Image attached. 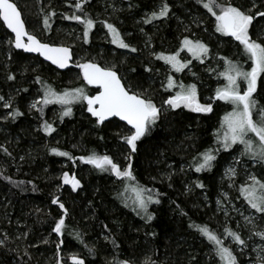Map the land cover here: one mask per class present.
I'll return each mask as SVG.
<instances>
[{
	"label": "rangeland",
	"instance_id": "1",
	"mask_svg": "<svg viewBox=\"0 0 264 264\" xmlns=\"http://www.w3.org/2000/svg\"><path fill=\"white\" fill-rule=\"evenodd\" d=\"M12 1L16 3L21 10L30 33L34 34L45 43L69 47L73 51L74 56L73 67L67 70L68 73L66 77L60 79V75L56 73L52 82L42 78L40 79L42 83H37L35 76L30 78V80H26L24 89H27L26 92L30 91V93H32L26 105L25 113L30 119H40L38 116L40 112L30 108V105L37 100H42V89L45 84L50 85L52 89L57 92L83 88L85 93L92 96L91 87L84 81L81 70L76 67V64L85 62H95L102 67L115 66V70L121 67L125 69V65H127L126 68H129V70H126L122 74L123 82L134 91L144 92L147 90L146 94L152 98L157 106H160L165 99L174 95L175 92L179 90L178 88H173L171 91L164 90L162 82L163 84L167 83V76L171 75L177 84L183 83L189 85L194 83L197 86L199 102L201 104H212L213 111L208 114H202L191 112L184 108L176 110L168 109L157 121L156 125L152 127L151 131L137 142V152L135 153H131V150L122 139L129 131V128L124 124V127L122 126L119 130L116 129L115 132V136H118V142L123 145H116L113 153H109V149L107 145H105L106 140H101L100 146L103 155H108L113 158L114 162H118L122 168L129 163L125 157L128 155L132 156V171L136 177V181L121 182L114 175L110 174V172L100 171L92 165L87 164V176L85 175V179L83 180H91L95 177L96 182H98L99 179L103 177V180L112 184V194L110 193L112 199L117 201L118 207L122 208V214L119 220L113 219L111 225L104 226L103 228L96 227V232L91 229L95 219L91 212V201L92 198L96 197L99 189L97 190L96 186H94L93 193L91 192L92 196L88 197L83 187L85 182L82 186V180H80V178L78 179L81 186L76 191L72 192L82 193L81 197L85 200L84 207L88 210V214L80 218L77 217L74 220V224L64 229L62 236H58L52 230H46L40 221L30 219L27 206L11 203V201L9 202L7 200V195L2 194L0 197V241L3 242V246H0V248H2L0 255L3 257L1 259L0 256V264H56L57 259H59L60 264H73V256L84 260V264H123V262H130V264H150V262H152V245L149 242V235L152 236L154 232L151 227L153 221H155L156 217L160 214L167 212L171 213L170 216L172 218L175 216L178 217L180 209L183 208L182 202L186 204L185 206L188 209L194 211L198 209L207 210L206 213L209 215L208 218L200 217L198 219L202 221V223L194 222V227L190 228L188 226L187 228V233L196 241V244H192V246L197 255L201 257L199 262L193 263L190 261L192 259L191 256H189L187 257V264L188 262L190 264H222L219 256L215 254L212 244L196 230L195 226L198 225H206L211 231L219 235L224 241V246L230 248L237 257L238 264H259V261L264 259V241L252 235V233L253 231L264 230V218H262V214L255 212V210L249 207L240 194L239 189L246 183H251L249 179L250 175H255L257 179L264 181V165L252 160L248 155H241L243 152V145L236 144L225 151L217 142L216 138V133L221 131V120L227 112L232 111L231 104L214 99L216 89L223 87L227 83L224 77L220 75V73L225 70V60H231L244 71L251 70L252 62L244 52L243 46L240 45L239 41H236L230 36H224L216 32L214 16L208 13L207 10L202 7V4L197 3L195 0L194 2L192 0H154L150 9L143 11L142 8L139 9L140 7L135 6V3H142L143 0H90V3L85 5V11L96 23L89 33V42L87 44L83 42V25L72 20L63 19L64 15H72L73 12H75V0ZM165 2L170 7L168 17L153 20L151 23H144V20L147 19L153 11H159L160 6ZM204 2H207V0H204ZM217 3L224 6L231 3L234 6H241L245 9L252 8L253 3H255L256 7L252 8L253 12L264 11V0H217ZM179 4L183 8L181 11L176 10V5ZM215 10L219 12V8ZM53 11H55L56 15L50 16L49 23L51 28L45 30L43 20L45 16H49ZM76 14L82 15V13ZM170 20H172L174 24L173 36L170 40H167L164 46L161 45L159 49L157 47L158 45H155V42L160 41L159 32L165 29L163 25H167ZM100 21L113 23L120 31L125 42L131 47H135L137 51L130 52L128 49L118 48L113 44L111 42V36L108 35L107 29L103 27ZM164 22L166 23L164 24ZM0 23L2 24V26L0 25V49L4 47L3 51H5V48L11 47V49L17 50L14 47L12 36L6 30L2 21H0ZM141 29H143V31H141ZM249 35L250 38L257 43H264V17L259 15L254 17L252 25L249 27ZM185 37L192 41L199 40L208 47V55L202 57L203 63H201L199 59H194L187 49L181 51V42ZM10 40L12 43H9ZM178 51L180 53L179 59L182 62L191 61L188 67L182 72H175L171 69L170 65L165 64L163 60L156 59L157 54L163 53L167 56ZM9 60L10 57L8 55V61ZM8 66H6V68H9ZM28 66L27 64V66L19 70L17 74L25 76L29 69ZM32 67L35 71L41 70L37 62H35ZM134 67H136L135 71L131 70V68L134 69ZM146 68H151L152 71H145ZM9 70L10 69H8V72ZM142 70H144V77H142ZM193 73L195 75H193ZM143 78L146 79L147 82H143ZM11 81L13 82L14 80ZM0 82H3L1 77ZM238 83L241 92H243V90L246 89L245 82L238 80ZM263 86L264 74H262L260 80H258L257 92L254 93V98L258 101V106H264ZM2 91L4 90L0 87V96H4ZM5 95H7V93ZM8 95L10 96L7 97L5 101L11 98L13 105L14 98H12V94L8 92ZM79 103H83V101L73 104L77 105ZM3 104L4 101H0V130L7 132L4 122L13 121L11 119V112L13 109L4 108ZM41 106V104H37V108ZM44 107L46 106H43V108ZM61 112L62 109L59 106H55L49 111L46 117L47 123H51L55 128V131L51 134H46L42 127L46 122V118L44 121H39V124L36 123L32 125V129L35 133L44 135L47 140L52 135H57L61 127L66 121H69L72 116V114L70 117L65 116L63 120H61ZM74 112L80 116L88 114L89 117L93 119L87 110L78 108ZM189 114L195 115L194 122L188 125V127L192 128V132H188L187 134L185 130L180 134H175L174 131L170 129V131H168L167 129L164 139L167 142L165 145L167 146V150L173 149V152L176 153L182 146L188 149L192 142H197L201 140V138L204 140L207 139L208 144L195 151L191 157L189 156L190 158L186 156L180 158L179 163L171 159H166V157L160 160L154 158L153 164L156 166L155 171L146 170L145 173L144 170H142L143 173L140 174L141 171L138 172L135 162L137 156L142 151V144L146 140L152 139L157 129L159 131L160 129L162 130L163 124L165 123L164 119L167 117L174 115L188 118ZM211 115L213 116L211 117ZM5 117H7V119ZM204 117L213 119L215 125L211 128L208 138L200 136L197 139V133H193V131L197 130V128L204 123ZM258 118L259 117L254 112V119ZM103 125L104 124H100L98 126L101 127ZM98 126L96 125L95 128ZM95 135V133H92V138H94ZM253 139L255 138L253 137ZM164 140H162V142H164ZM22 141L19 140L16 145L11 144L9 148H6V145L0 146L1 173L7 172L8 169L6 168L9 163L5 160L9 156L3 149L6 148L9 153L10 150L13 151L11 149V147H13L17 150L16 164L18 166L15 170L19 173L23 167L27 165L26 163H28L29 160L33 165L41 163V170L39 172L37 171V173L33 172L34 175H38L40 178L41 175L43 176L44 174L50 175L49 173L51 171L52 176V170L50 166H48L52 156L59 162L61 168H69V165H71L69 161L71 163L73 162L74 168L71 173H69V176L77 175L76 173L79 170L75 169V166L77 167L78 157L73 154L71 155L75 146L74 143L68 144L65 148L63 147L64 142L61 140L55 145H49L50 141L48 140L44 145L32 143L26 147ZM52 148L68 152L73 159L69 160L67 157L53 154L51 152ZM209 149L213 150L216 155V160L213 162L211 171L195 172L193 167L195 160L200 158L201 153ZM21 157H23V159H21ZM236 161L239 162L237 163ZM22 163L25 165L23 166ZM230 167L234 168L237 173L232 180L226 175ZM212 173H216L217 175L215 182H212L211 185L206 184L202 177ZM141 176L142 180L139 178ZM196 182L202 183L204 187H195ZM99 183L101 185V180ZM125 183L128 184L127 190H125L124 187ZM137 184L153 189L168 188L179 190V187V193L181 194L177 195L175 199H166L164 203L161 202L160 204L149 205V212L154 215V219L146 223L145 219H142L141 215H138L137 212L133 210V200L135 199L136 193L132 189L136 187ZM230 184L232 185L231 187L229 186ZM211 188L214 192L213 198L209 195ZM54 195V197H56L59 193L55 192ZM181 199L185 200V202ZM217 201H220V203L218 204ZM125 202L128 204V207H125ZM35 208L44 210L48 214L53 213L50 207L44 202H40ZM15 214L18 216H15ZM62 216L63 214L59 211L56 218L60 219ZM249 217L252 219V223L247 222L246 218ZM225 228L238 233L241 238L245 240V246L238 245L233 241L232 237L227 236L225 234ZM11 233H14L15 236H12ZM77 233L79 234V239L76 238ZM114 235L118 238L117 240L120 243L119 250L116 251L118 253H114L115 250L111 246L112 236ZM131 235H135L133 239H131ZM138 235H141V237L138 238ZM5 236L7 239H5ZM199 237L203 242L200 241ZM142 238L145 240H141ZM45 240H47L48 243H44ZM61 240L63 243L58 250L57 244ZM10 245L16 248V252L11 251L10 248H12V246ZM89 249L93 251L89 252ZM26 251L28 255H25ZM57 252L59 253L58 256ZM182 262L186 263V260Z\"/></svg>",
	"mask_w": 264,
	"mask_h": 264
},
{
	"label": "snow or ice",
	"instance_id": "2",
	"mask_svg": "<svg viewBox=\"0 0 264 264\" xmlns=\"http://www.w3.org/2000/svg\"><path fill=\"white\" fill-rule=\"evenodd\" d=\"M88 3H90V0H75V12L72 15L63 16L65 20H72L83 25V42L85 44L89 42V33L96 23L85 11V5ZM197 3L202 4V7L214 16L215 31L239 41L240 45L243 46L244 52L252 62L251 70L244 71L231 60H225V70L220 75L224 77L227 83L223 87L216 89L214 99L231 104L232 111L227 112L220 122L221 131L216 133L217 142L225 151L233 145H243L241 155H248L252 160L264 165V106H258V101L254 98V93L257 92L258 80L264 74V43H257L249 35V27L252 25L254 17L256 15L264 17V11L253 12L252 8L256 7L255 3H253L252 8L247 9L241 6H234L231 3L224 6L218 4L217 0H207V2L197 0ZM217 8H219V12L215 10ZM169 11V5L166 2L162 3L159 11H153L144 20V23H151L153 20L166 18ZM76 13H82V15ZM55 15L56 13L53 11L49 16H45L43 20L45 30L51 28L49 19L50 16ZM0 21L14 34V47L16 49H22L27 53H39L40 56L50 61L57 68L64 69L68 67L69 61L72 59L70 48L67 46H53L49 43L41 42L34 34L28 32L25 21L22 19V14L15 3L10 2V0H0ZM100 23L107 29L108 35L112 38L111 42L118 48L128 49L130 52L137 51L135 47H131L125 42L120 31L113 23L108 21H100ZM25 37L27 38L26 43L24 42ZM9 43H12V41L10 40ZM184 49H187L193 58L199 59L201 63H203L202 57L207 56L209 52L205 44L199 40L192 41L187 37L181 42V51ZM179 55V51L167 56L160 53L156 55V59L163 60L165 64L170 65L173 71L182 72L191 61L182 62L179 59ZM76 67L81 70L83 79L87 84L97 86L98 93L96 95L89 96L83 88L57 92L50 85L45 84L42 89V100L33 102L30 108L36 109L42 114L43 106L51 104L61 105L63 110L60 114V119L63 120L65 116H70L72 113V108L69 105L81 101L86 102L87 111L96 118L98 125L103 124L111 117H118L120 121H124L130 126L128 134L124 135L122 139L131 150V153L137 152V142L151 131L152 127L156 125L157 121L168 109L176 110L184 108L191 112L202 114H208L213 111L212 104H201L199 102L196 84H177L171 75L167 76L166 84L162 82L164 90L171 91L173 88H178L179 90L174 95L165 99L160 106H157L152 98L146 94L147 90L139 92L134 91L130 86H126L122 82V77L115 70V66L102 67L95 62H85L76 64ZM145 71H152V69L146 68ZM193 75L195 74L193 73ZM8 79L14 80L15 77L9 75ZM238 80H242L246 84V89L243 92H241ZM36 82L42 83L39 77L36 78ZM24 91H27V89H24ZM0 101H4V108H12L11 98L5 101V97L0 96ZM37 104H41L42 106L37 108ZM254 112L259 117L258 119H254ZM21 115H23L22 112L14 109L11 112V119L14 121ZM5 118L7 119V117ZM42 127L46 134H51L55 131L51 123L45 122ZM3 151L10 155L6 148ZM51 152L58 156L67 157L69 160L73 159L68 152L59 151L56 148H52ZM78 159L100 171L110 172L121 182L136 181V177L132 171L131 155L125 157L129 163L123 168L108 155L98 156L93 153L89 156L79 157ZM215 160L216 155L213 150H206L200 154L199 159L195 160L193 165L195 172L211 171ZM236 162L238 163L239 161ZM236 174L235 169L232 167L226 172L230 180L234 179ZM6 179L12 182L10 178L6 177ZM61 179L63 184L71 186L72 191H76L81 186L76 176H69L67 172L63 173ZM249 179L251 183L241 186L239 189L240 194L249 207L255 210V212L262 214V218H264V181L257 179L255 175H250ZM19 183L24 182L20 181ZM229 186L231 187L232 185L230 184ZM124 187L127 190L128 184L125 183ZM195 187L203 188L204 185L196 182ZM132 190L136 193L133 200V210L138 215H141V218L145 219L146 223L152 221L154 215L149 212V205L160 204L161 201L158 197L162 194L139 184ZM52 203H59V198L54 197ZM217 203L219 204L220 201H217ZM59 207L63 210L64 215H67V209H65L64 204L59 203ZM125 207H128L126 202ZM181 214L187 215L183 211H181ZM246 220L252 223L250 217L246 218ZM65 227V220L62 216L56 221L52 231L58 236H62ZM189 227H194V224L190 223ZM195 228L212 244L215 254L219 256L222 264H238L237 257L230 248L224 246V241L219 235L211 231L206 225H198ZM225 234L232 237L233 241L238 245L245 246V240L238 233L225 228ZM252 235L264 241V230L253 231ZM76 238H80L78 233L76 234ZM5 239H7L6 236ZM44 243H48V241L45 240ZM62 243L63 241L61 240L57 244L58 250ZM113 243L115 244L114 241ZM0 246H3L2 241H0ZM92 251V249H89V252ZM58 254L57 252V256ZM25 255H28L27 251ZM72 260L73 264H84V260L78 259L75 256L72 257ZM56 264H60L59 259H57ZM123 264H130V262H123ZM150 264H154V262H150ZM259 264H264V259H261Z\"/></svg>",
	"mask_w": 264,
	"mask_h": 264
},
{
	"label": "trees",
	"instance_id": "3",
	"mask_svg": "<svg viewBox=\"0 0 264 264\" xmlns=\"http://www.w3.org/2000/svg\"><path fill=\"white\" fill-rule=\"evenodd\" d=\"M133 1V0H132ZM154 0H143L142 3H135V6L142 8L143 10L150 9V6L153 4ZM194 2V0H192ZM197 2V0H195ZM137 2V1H136ZM176 10L181 11L183 8L181 5H176ZM189 6V5H188ZM187 6V8H188ZM189 16V15H188ZM130 19V18H129ZM166 22H164L165 24ZM2 26V24L0 23ZM165 29H163L161 32H159V40L158 42H155V45H158L159 48L161 45H165L167 43V40H170L173 36V21L170 20L168 24L163 25ZM161 48V47H160ZM159 48V49H160ZM157 49V48H156ZM2 47L0 49V77L1 80L3 79V82H0V87L4 91H2V94L4 95L5 99L9 97L8 92H10L13 96V105L12 109H18L20 112L23 113V117L19 116L14 121H8L4 122L5 128L7 129V132H3L0 130V146L6 145V148H9L11 144H17L19 140H23L24 145L28 147L32 143L38 144V145H44V143L48 140L49 145H55L60 140L63 141V147L66 148L68 144L74 143V148L71 153V155H75L78 158L89 156L93 153H95L98 156H103L102 148L100 146L101 140H106L107 148L109 149V153H113L115 150V146H122L120 142H118V136H115L116 129H121V127L124 125L119 123L116 120L110 121L108 123H105L103 126L99 127L98 124H96V121L91 119L89 115H78L76 111L78 108L87 110V104L86 102L79 103V104H71L69 107L72 108V116L69 121H66L65 124L61 127L60 131L57 133V135H52L48 140L44 137V135H41L40 133H35L32 129V125H35L36 123L39 124V121H44L45 118L48 116L49 111L55 107L59 106L61 109V105L58 104H51L46 105V107L43 108V113L39 114V118H33L30 119L25 113H26V105L29 101V98L32 96L29 92L24 91L25 85L27 79L30 80L33 76L36 78L39 77L40 79H47L49 82H52V80L55 77V74L58 73L60 75V79L62 77H66L68 71L65 72H57L55 71L51 66L44 63L41 59L38 57H34L33 55H27L23 52H20L18 50L5 48ZM7 53V54H6ZM8 55L10 57V60L8 61ZM37 62L41 70L35 71L32 67L34 63ZM29 65V69L27 70L26 67V74L23 76L22 74H17L19 70H21L23 67ZM9 65V66H8ZM8 66L9 68H6ZM127 65H125V69L118 68L116 71L118 74L122 77V74L129 70V68H126ZM136 67H134L135 69ZM8 69L9 72H8ZM18 70V71H17ZM25 70V71H26ZM133 70V68H131ZM25 73V72H24ZM144 74V70H142V77ZM12 75L15 77L14 81L8 79V76ZM143 82H147L146 79H142ZM54 83V82H53ZM264 89V86H263ZM7 93V95H5ZM97 93V90L95 88L91 87V95H95ZM63 110V109H62ZM74 112V113H73ZM1 113V112H0ZM3 113V112H2ZM46 115V116H45ZM173 116V117H172ZM170 117H167L164 119V124L162 130L160 131L157 129L156 133L153 134L152 139L146 140L142 144V151L137 156V160L135 162L136 168L138 169V172L142 174V170L144 172L146 170H152L155 171L156 166L153 164L154 158L157 160L164 159H171L172 161L179 163L180 158L182 157H191V155L194 154L195 151L198 149L206 146L208 144V140H204L201 138V140H198L197 142H192V144L189 145L188 149H185L183 146L180 150H178L176 153L173 152V149L167 150L165 134L168 131H174L175 134H180L186 130V133L192 132V128L188 127L189 123L194 122L195 115L189 114L188 118L185 117H177L172 115ZM213 115H211L212 117ZM68 117V116H67ZM204 123L201 124L197 130L193 131V133H197V139L198 137H209L210 136V130L215 125V121L211 118H203ZM47 122V118L45 120ZM15 122V123H14ZM98 127L95 128L96 125ZM170 129V130H169ZM115 130V131H114ZM159 131V132H158ZM92 133H95V137L92 138ZM203 139V140H202ZM164 140V142H162ZM48 145V146H49ZM197 146V147H196ZM31 147V146H30ZM13 151L10 150V155L6 161H8V167L6 169L7 172H0V197L2 194L7 195V200L11 203H18L27 206L28 208V214L30 219H35L36 221H40L43 227L46 230H52L55 226L56 221L59 219L56 218L57 214H59V211L63 214V218L65 220V229L68 228L71 224H74V220L78 217L87 216L88 210L84 207L85 200L82 199L81 194L82 193H73L70 185L63 184V181L61 177L63 176V173L67 172L68 174L71 173L73 170V162L69 163V168H61V165H59V162L51 156L50 162L48 163V166H50L53 175H41L39 178L38 175H34L33 172L37 171L39 172L41 169L40 164L37 163L35 165L31 164V162L28 160L27 165L23 164V169L20 171H16L17 169V150L11 147ZM2 150V149H1ZM37 153V152H34ZM225 154V153H224ZM189 157V158H190ZM218 163V162H217ZM216 163V164H217ZM87 164L83 163L80 159H78L77 167L75 166V169L79 170L77 171L76 178H80L82 180V186L84 184V190L87 192L88 197L92 196L94 186H96L98 191V194H96V197L92 198L91 201V212L94 215V221L92 225V230L96 232V227L103 228L107 225H111V221L119 220L121 218L122 214V208L118 207L117 201L112 199V189L113 186L111 183L107 182L106 180H103V177L99 179L101 180V185L98 182H96L95 177L91 180L84 181V176H87ZM146 173V172H145ZM153 175V174H152ZM139 176V175H138ZM12 182L9 181V179ZM82 177V178H81ZM216 173H212L210 175H206L203 178L204 182L206 184H212V182H215L216 180ZM142 180V176L139 177ZM79 180V179H78ZM20 181H23L24 183H19ZM80 183V185H81ZM97 184V185H96ZM179 186V185H177ZM153 189V188H151ZM180 190V188L178 187ZM156 192L161 193L158 198L162 203L166 201V199H175L177 195H180L179 190L175 189H153ZM59 193V203H63L65 209H67V215H64L63 210L60 209L59 203L53 204L52 200L54 198V193ZM92 192V193H91ZM111 193V194H110ZM209 195L211 198L214 197V192L211 188ZM182 200V199H181ZM185 202V200H182ZM40 202H44L47 204V206L50 207L53 213L48 214L46 211L37 209L35 206L39 204ZM182 209H180V213L178 217H171V213H163L156 217V220L153 221V224L151 225L152 230H154L153 235H149V242L152 245V262L154 264H187V257L191 256V262L196 263L199 262V259L201 258L200 255L198 256L195 252L194 247L192 244H196V241L193 239L189 233H187V228L189 224L192 222L195 224L196 222L202 223V221H199L198 219L200 217H209L207 210H192L188 209L182 202ZM181 211L186 213L187 215H182ZM55 212V213H54ZM120 212V213H119ZM56 214V215H55ZM124 214V213H123ZM15 216H18L15 214ZM128 220V219H127ZM195 222V223H194ZM12 236H15L14 233H11ZM197 235V234H196ZM135 236V235H133ZM133 236L131 235V239H133ZM141 235H138V238H140ZM112 248L115 250L114 253L117 250H119L120 243L118 242V238L114 235L112 236ZM196 239V238H195ZM200 241L201 238L199 237ZM141 240H145L142 238ZM184 240V241H183ZM115 242V244L113 243ZM57 242V241H56ZM203 242V241H202ZM205 243V242H204ZM144 244V241H143ZM185 244V245H184ZM12 246L11 251L16 252V248ZM5 248V247H4ZM3 248V250H4ZM0 248V253L2 252ZM13 249V250H12ZM5 253V252H4ZM3 255V253H2ZM1 256V255H0ZM3 256H1L2 259ZM186 263H183L182 261H185ZM188 264H190L188 262ZM204 264V263H203Z\"/></svg>",
	"mask_w": 264,
	"mask_h": 264
},
{
	"label": "water",
	"instance_id": "4",
	"mask_svg": "<svg viewBox=\"0 0 264 264\" xmlns=\"http://www.w3.org/2000/svg\"><path fill=\"white\" fill-rule=\"evenodd\" d=\"M10 2H13V1L10 0ZM13 3H14V2H13ZM15 4H16V3H15ZM18 10L21 12V10H20L19 8H18ZM21 14H22V12H21ZM22 19L24 20V18H23V14H22ZM2 23H3V22H2ZM25 25H26V23H25ZM5 28H6V26H5ZM6 30H7V31H8V32L14 37V34L11 33L9 29L6 28ZM26 30H27V26H26ZM27 31H28V30H27ZM24 42H25V43L27 42V38H26V37L24 38ZM53 46H55V45H53ZM17 50L20 51V52H23V53H25V54H27V55L38 56V57H40L44 62L48 63L49 65H51L52 67L58 69L59 71H67V70H69V69H71V68L73 67L74 56H73V52H72L71 49H70V50H71V53H72V59L69 61L68 67H66V68H64V69H60V68H57L55 65H52L50 61L45 60L42 56L39 55V53H27V52H24L22 49H17ZM100 66H101V65H100ZM122 82H123V80H122ZM123 83H124V82H123ZM88 85H89V84H88ZM89 86L92 87V88H95V89L97 90V93H98L97 86H95V85H89ZM97 93H96V94H97ZM96 94H95V95H96ZM91 116H92V115H91ZM92 118L96 121V118H95V117L92 116ZM113 120L119 121L120 123L126 125V126L130 129V126L127 125L126 122H124V121H120L118 117H111V118H109V120L105 121L103 124L108 123V122L113 121Z\"/></svg>",
	"mask_w": 264,
	"mask_h": 264
},
{
	"label": "flooded vegetation",
	"instance_id": "5",
	"mask_svg": "<svg viewBox=\"0 0 264 264\" xmlns=\"http://www.w3.org/2000/svg\"><path fill=\"white\" fill-rule=\"evenodd\" d=\"M19 8V7H18ZM27 26V25H26ZM27 30H28V28H27ZM28 32H29V30H28ZM9 33V32H8ZM10 34V33H9ZM11 35V34H10ZM12 36V35H11ZM38 38V37H37ZM12 39H13V43H14V37L12 36ZM39 39V38H38ZM40 40V39H39ZM41 41V40H40ZM41 42H43V41H41ZM50 45H55V46H59V45H56V44H52V43H49ZM73 52V51H72ZM34 57H38V56H34ZM39 59H41L40 57H38ZM42 60V59H41ZM43 61V60H42ZM44 62V61H43ZM44 63H46V62H44ZM47 65H49L48 63H46ZM49 66H51V65H49ZM52 67V66H51ZM55 71H57V72H65V71H59L58 69H56V68H54V67H52Z\"/></svg>",
	"mask_w": 264,
	"mask_h": 264
}]
</instances>
